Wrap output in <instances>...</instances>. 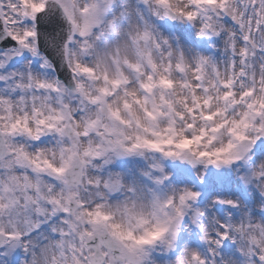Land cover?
Listing matches in <instances>:
<instances>
[{
	"label": "snow or ice",
	"instance_id": "obj_1",
	"mask_svg": "<svg viewBox=\"0 0 264 264\" xmlns=\"http://www.w3.org/2000/svg\"><path fill=\"white\" fill-rule=\"evenodd\" d=\"M121 38L138 63L119 55ZM153 41L161 59L167 56L161 83L174 86L175 72L186 89L208 95L222 90L225 100L245 109L235 126L252 127L255 135L239 133L242 146L234 151L230 145L195 156L184 153L201 142L200 135L175 144L171 138L145 141L163 160L177 163L172 173L156 160L144 175L179 193L164 203L153 193L157 208L178 206L149 238L123 231L105 211L106 195L126 185L136 189L129 173L114 171L110 158L99 164L102 154L89 148L69 176L71 160L65 156L63 166L55 164L43 145L51 137L71 138L75 145L77 138L97 135L99 121L89 109L110 89L89 95L81 81L86 75L98 79L99 72L120 84L105 71L110 56L121 78L124 68L139 72L148 64L157 70ZM89 55L95 68L82 62ZM52 97L57 104L50 111L57 114L42 116ZM20 105L25 114L18 116ZM261 121L264 0H186V6L185 0H0V264H186L189 257L196 264H264ZM139 147L116 155L123 159ZM92 161L99 166L89 173ZM88 192L96 201H88ZM164 232L169 233L164 245L153 247Z\"/></svg>",
	"mask_w": 264,
	"mask_h": 264
},
{
	"label": "clouds",
	"instance_id": "obj_2",
	"mask_svg": "<svg viewBox=\"0 0 264 264\" xmlns=\"http://www.w3.org/2000/svg\"><path fill=\"white\" fill-rule=\"evenodd\" d=\"M121 45L119 55L126 57L132 63H138L133 49L126 46L123 38H121ZM149 47L152 50L153 60L157 63V70H152L151 65L148 64H143L139 72L124 68L122 69L124 75L121 78L112 65L110 56L105 71L112 79H120V84H112L110 80L105 81L99 72L97 75L100 78L93 79L86 75L81 81L89 95H97L99 90L105 87L110 89V93L99 106L89 109V115L99 121L97 135H89L85 139L77 138L75 145L71 142V138L66 142L63 137H51L46 139L43 148L44 155L57 165L63 166L65 156L71 160V167L67 170L69 176L75 170L79 157H82L89 148H94L102 154L99 164L103 163L104 158H110L114 171L129 173L136 180V189L133 190L126 185L119 193L106 195L103 201L105 211L112 213L111 223L119 224L123 231L131 232L137 237L151 238L152 234L159 231L166 221L175 215V208L178 206L177 202V204H164V207L157 208L153 193H159L162 203L166 198L178 196L179 193L175 191V186L156 185L144 175L145 172L152 171L151 164L156 160H162L165 167L171 169L172 173L175 172L177 163L175 159L163 160L160 153L151 149L145 141H167L171 138L175 144L181 138L200 135L201 142L184 153L186 156H195L199 151L227 150L230 145L234 146L232 149L234 151L242 146L238 134L253 136L255 129L252 127L244 129L242 125L239 128L235 126L245 109L236 108L232 101L225 100L224 93L220 89H214L210 95L186 89L181 82V77L175 72L171 74L175 82L174 86L169 87L161 83L160 76L163 75L167 56L164 55L161 59L160 48L154 41L149 44ZM115 54L113 52V55ZM82 62L94 68L97 66L95 57L92 55L83 57ZM149 75L154 76L155 79L148 81ZM145 84L149 87L145 88L143 86ZM45 103L47 107L41 109L42 116L57 114L50 111L57 104L54 97L47 98ZM125 104L128 106L126 107ZM76 107L79 105L77 104ZM146 111H152L154 116L149 117ZM115 112H118L119 116L114 115ZM24 114V106H18L16 115ZM28 114H31V108ZM209 115L213 119H207ZM252 123L257 124L255 120H252ZM80 128L83 132V123L80 124ZM109 141L112 143L109 144ZM117 141H123V146L117 144ZM137 143L140 147L135 148L125 158L122 159L116 155L118 151H123V148H131ZM173 146L162 144L164 148ZM73 152L79 153V156L73 157ZM99 164L95 161L90 162L89 173H92ZM195 174L193 170V175ZM83 188H87L86 182ZM59 191L58 189L57 194ZM87 195L89 202L96 201L94 192H88ZM168 238L169 233L164 232L154 241L153 247L159 249ZM209 241L211 242V237ZM186 264H196V262L189 257Z\"/></svg>",
	"mask_w": 264,
	"mask_h": 264
}]
</instances>
